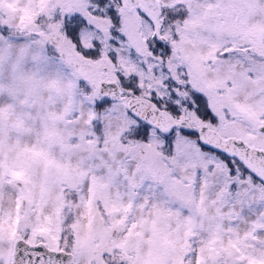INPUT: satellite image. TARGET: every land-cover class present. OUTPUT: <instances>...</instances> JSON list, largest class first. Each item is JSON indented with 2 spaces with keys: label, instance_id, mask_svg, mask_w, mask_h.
<instances>
[{
  "label": "snow or ice",
  "instance_id": "6c2138e0",
  "mask_svg": "<svg viewBox=\"0 0 264 264\" xmlns=\"http://www.w3.org/2000/svg\"><path fill=\"white\" fill-rule=\"evenodd\" d=\"M5 3L0 104L37 130L6 165L0 113V264L264 252V0Z\"/></svg>",
  "mask_w": 264,
  "mask_h": 264
},
{
  "label": "rangeland",
  "instance_id": "374dc122",
  "mask_svg": "<svg viewBox=\"0 0 264 264\" xmlns=\"http://www.w3.org/2000/svg\"><path fill=\"white\" fill-rule=\"evenodd\" d=\"M25 5L21 3V0H6L5 8L13 15H18L20 21L23 22L26 19V12L24 11ZM21 91H27L22 87ZM5 94H7V86L5 88ZM0 113L3 114L5 121L8 123V132L5 137V152L4 160L6 165L8 163L15 164L19 159L21 165L28 166L30 157L28 152L32 151L34 147L33 141L35 139L34 132L37 130L34 125L27 119V114L24 112L19 104L15 102H5L0 104ZM62 131V130H61ZM53 135V133H49ZM73 150L79 148V144L69 145ZM240 243H243L241 239ZM235 248L241 252V257H248L249 264H264V252L257 250V255L252 256L244 252L242 248L237 246L236 242H229L228 244H222L216 250V254L226 256H232V249Z\"/></svg>",
  "mask_w": 264,
  "mask_h": 264
},
{
  "label": "flooded vegetation",
  "instance_id": "af4514ba",
  "mask_svg": "<svg viewBox=\"0 0 264 264\" xmlns=\"http://www.w3.org/2000/svg\"><path fill=\"white\" fill-rule=\"evenodd\" d=\"M229 257H230V256H226V257H225V260H228Z\"/></svg>",
  "mask_w": 264,
  "mask_h": 264
}]
</instances>
